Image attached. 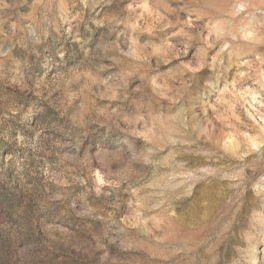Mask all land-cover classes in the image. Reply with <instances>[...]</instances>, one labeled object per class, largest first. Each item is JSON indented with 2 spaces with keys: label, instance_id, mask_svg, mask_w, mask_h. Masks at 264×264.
Returning <instances> with one entry per match:
<instances>
[{
  "label": "clouds",
  "instance_id": "1",
  "mask_svg": "<svg viewBox=\"0 0 264 264\" xmlns=\"http://www.w3.org/2000/svg\"><path fill=\"white\" fill-rule=\"evenodd\" d=\"M0 264H264V0H0Z\"/></svg>",
  "mask_w": 264,
  "mask_h": 264
}]
</instances>
